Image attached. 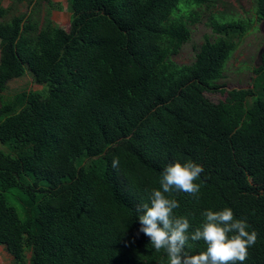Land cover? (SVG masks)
<instances>
[{"label":"trees","instance_id":"obj_1","mask_svg":"<svg viewBox=\"0 0 264 264\" xmlns=\"http://www.w3.org/2000/svg\"><path fill=\"white\" fill-rule=\"evenodd\" d=\"M215 1L67 0L64 30L50 11L6 19L0 0V97L27 72L42 85L0 107V245L12 264H169L138 217L164 168L187 160L204 168L201 189L173 191L175 214L191 232L205 210L231 208L258 233L243 264H264V49L252 88L218 84L247 22H214L219 36L193 63L172 59L191 36L183 12ZM218 89L224 100L205 96Z\"/></svg>","mask_w":264,"mask_h":264},{"label":"clouds","instance_id":"obj_2","mask_svg":"<svg viewBox=\"0 0 264 264\" xmlns=\"http://www.w3.org/2000/svg\"><path fill=\"white\" fill-rule=\"evenodd\" d=\"M112 167L118 169L119 158L113 159ZM203 172V166L192 160L167 165L160 176V188L152 189L150 204L142 205L139 231L150 238L155 251H164L169 264H243L248 249L257 242L258 233L249 232L247 222L236 219L231 208L205 210L204 222L191 232L188 217L174 212L180 205L171 198L172 192L198 196L201 184L197 181ZM199 241L207 245L206 251L191 254L188 249Z\"/></svg>","mask_w":264,"mask_h":264},{"label":"rangeland","instance_id":"obj_3","mask_svg":"<svg viewBox=\"0 0 264 264\" xmlns=\"http://www.w3.org/2000/svg\"><path fill=\"white\" fill-rule=\"evenodd\" d=\"M58 3L63 9L57 8ZM3 4L9 8L6 19L14 15L30 14L41 22L44 15L50 11L52 20L61 28L68 30L70 26L71 13L67 9V0H3ZM188 10L190 12L183 14L191 36L172 59L180 65L193 63L200 46L207 39L214 40L219 36L214 30V22H247L249 29L243 36L235 39L236 49L226 63L224 78L220 79L218 84L225 90L252 88L257 76L255 68L262 64L264 49V21L257 19L256 0H216L212 4L190 7ZM41 88L42 85L35 83L27 72L23 77L9 82L7 90L0 97V107L2 102L15 101L22 93ZM205 96L213 102H218L226 98V93L218 89L206 91ZM12 260L5 247L0 246V264H12Z\"/></svg>","mask_w":264,"mask_h":264},{"label":"crops","instance_id":"obj_4","mask_svg":"<svg viewBox=\"0 0 264 264\" xmlns=\"http://www.w3.org/2000/svg\"><path fill=\"white\" fill-rule=\"evenodd\" d=\"M4 5V4H3ZM6 7V6H5ZM54 16V15H53ZM51 18H52V16H51ZM0 246H3V245H0Z\"/></svg>","mask_w":264,"mask_h":264}]
</instances>
